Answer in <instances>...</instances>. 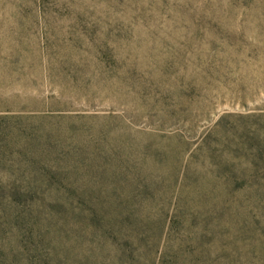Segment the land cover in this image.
I'll return each instance as SVG.
<instances>
[{
  "label": "rangeland",
  "instance_id": "1",
  "mask_svg": "<svg viewBox=\"0 0 264 264\" xmlns=\"http://www.w3.org/2000/svg\"><path fill=\"white\" fill-rule=\"evenodd\" d=\"M37 4L0 0V182L27 180L17 172L33 131L73 139L65 167L79 168L88 150L111 148L118 158L109 168L123 172L129 158L137 176L139 148L164 143V135L192 142L224 116L227 127L252 120L264 130V9L129 0L119 20L78 23L58 17L52 3L43 20ZM48 107L120 120L100 134L101 120L76 122L71 135L70 121L38 118Z\"/></svg>",
  "mask_w": 264,
  "mask_h": 264
},
{
  "label": "trees",
  "instance_id": "2",
  "mask_svg": "<svg viewBox=\"0 0 264 264\" xmlns=\"http://www.w3.org/2000/svg\"><path fill=\"white\" fill-rule=\"evenodd\" d=\"M127 1L37 5L43 20L52 3L58 17L80 23L119 20ZM216 1L264 9V0ZM49 112L38 118L70 121L71 135L76 122L101 120L100 134L120 120ZM224 118L192 142L170 134L143 144L137 176L129 158L118 161L123 172L109 168L118 158L111 148L88 150L79 168L65 167L77 149L73 139L57 129L31 132L27 164L17 172L27 180L0 182V264H264V130L252 120L230 128Z\"/></svg>",
  "mask_w": 264,
  "mask_h": 264
}]
</instances>
